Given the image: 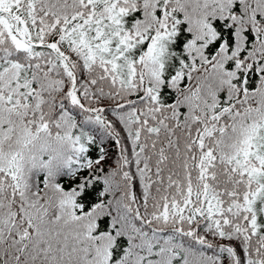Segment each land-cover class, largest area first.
Segmentation results:
<instances>
[{
    "label": "snow or ice",
    "instance_id": "snow-or-ice-1",
    "mask_svg": "<svg viewBox=\"0 0 264 264\" xmlns=\"http://www.w3.org/2000/svg\"><path fill=\"white\" fill-rule=\"evenodd\" d=\"M0 264H264V0H0Z\"/></svg>",
    "mask_w": 264,
    "mask_h": 264
}]
</instances>
